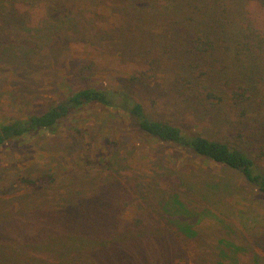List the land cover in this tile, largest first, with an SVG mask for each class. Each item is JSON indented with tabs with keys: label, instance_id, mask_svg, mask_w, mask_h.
<instances>
[{
	"label": "trees",
	"instance_id": "trees-1",
	"mask_svg": "<svg viewBox=\"0 0 264 264\" xmlns=\"http://www.w3.org/2000/svg\"><path fill=\"white\" fill-rule=\"evenodd\" d=\"M81 6L79 0H0V63L23 68H32L33 61L47 64L59 54L57 44L83 48L88 46L85 36L89 34L99 47L91 45L93 52L114 53L120 62L131 63L132 71L120 76L116 86L105 85L97 78L95 61L78 57L79 61L71 62L70 57L62 70L64 91L56 94L58 100L24 120L0 122V147L50 131L69 119L76 121L93 109L98 112V124L86 118L85 134L91 126L105 133L111 125L127 123L147 140L212 163L220 172L200 181L204 187L194 190L191 185L188 191L213 208L238 189L264 200V168L257 160L264 157V111H260L264 110V19L253 9L263 11L264 0H83ZM107 18L114 19L115 25L106 23ZM75 62L77 68L68 76ZM161 91L169 99L161 107L178 102L200 116L201 123L207 118L225 119L232 124L237 143L182 128L160 119L154 110L149 112L143 99L152 106L162 103ZM22 181L35 186L48 183L45 178ZM137 191L144 194L140 186ZM180 197L175 194L165 200L162 210L176 228L174 238L180 233L194 238L197 232L183 218L189 212ZM84 200L91 202L89 197ZM72 201L58 203L62 211L72 214L67 206L80 208L77 199ZM120 221L106 241L79 249L54 238L55 244H50L54 248L46 238L35 239L34 249L23 241L21 249L0 246V264H114L112 256L106 262L91 252L100 251L107 241L131 244L161 237L144 239V232L133 235L128 228L121 230L127 222ZM19 238L31 240V236ZM166 249L165 264L180 258V248ZM134 263L144 264L139 259Z\"/></svg>",
	"mask_w": 264,
	"mask_h": 264
},
{
	"label": "rangeland",
	"instance_id": "rangeland-1",
	"mask_svg": "<svg viewBox=\"0 0 264 264\" xmlns=\"http://www.w3.org/2000/svg\"><path fill=\"white\" fill-rule=\"evenodd\" d=\"M82 2L79 0L80 8ZM253 9L264 19V10ZM109 22L115 25L114 19L107 18L106 23ZM85 37L88 46L83 48L57 44L61 48L57 49L59 54L52 55L54 60L47 64L44 60L40 64L33 61L32 68H23L0 63V122L24 120L43 111L50 101L58 100L56 94L64 91L62 70L70 57L74 59L71 62L78 57L95 61L97 78L105 85L116 86L120 76L123 78L132 71L131 63L120 62L114 53L100 49L93 52L91 45L98 47L97 40L89 34ZM76 68L77 63H72L68 76H73ZM262 93L264 96V89ZM160 96L162 103L155 106L143 99L147 110H154L160 119L230 144L237 143L232 137V124L225 119L207 118L201 123L200 116L178 102L161 107L168 97L162 91ZM97 114L91 109L76 121L69 119L50 131L0 147L1 247L21 249L23 241L34 249L35 239L46 238L54 248L50 245L55 244L51 240L54 238L79 249L106 241L110 230L120 227L123 220L127 225L121 230L128 228L133 235L144 232V239L159 234L161 243L157 237L156 241L131 244L107 241V247L91 252L98 260L107 262L112 256L114 264L117 260L120 264H135L136 259L144 264H160L161 255V264H165L168 257L163 249L167 251V247L175 252L180 248L177 252L180 258H173L171 264H264V200L238 189L213 208L211 203L188 191L191 185L194 190L204 187L200 181L220 172L212 163L147 140L127 123L111 125L105 133L91 126L85 134L83 126L86 128L88 122L85 119L89 117L93 124H98ZM257 160L264 168V157ZM41 178L48 183L35 186L21 182ZM137 186L143 195L138 193ZM175 194L181 196L180 203L189 212L183 218L197 232L194 238L181 233L173 236L176 228L168 223L162 203ZM76 199L79 209L71 205L72 208H67L74 213L62 211L58 202ZM16 236H31V240L16 241Z\"/></svg>",
	"mask_w": 264,
	"mask_h": 264
}]
</instances>
